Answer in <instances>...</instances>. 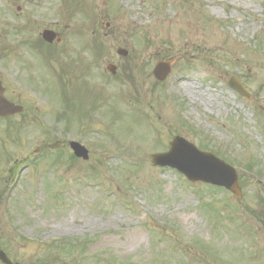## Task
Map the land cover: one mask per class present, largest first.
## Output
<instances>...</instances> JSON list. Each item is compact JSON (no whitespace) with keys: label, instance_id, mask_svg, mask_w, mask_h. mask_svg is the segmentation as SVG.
Instances as JSON below:
<instances>
[{"label":"rangeland","instance_id":"rangeland-1","mask_svg":"<svg viewBox=\"0 0 264 264\" xmlns=\"http://www.w3.org/2000/svg\"><path fill=\"white\" fill-rule=\"evenodd\" d=\"M0 80L25 107L0 117L10 258L264 264V0H0ZM177 136L236 167L242 196L153 165Z\"/></svg>","mask_w":264,"mask_h":264},{"label":"water","instance_id":"water-1","mask_svg":"<svg viewBox=\"0 0 264 264\" xmlns=\"http://www.w3.org/2000/svg\"><path fill=\"white\" fill-rule=\"evenodd\" d=\"M44 37L45 39L52 40L53 33L45 31ZM168 67L167 64L157 65L156 73L160 78H163L166 74L165 72L168 70ZM232 85L241 93H245L251 97L243 85L236 81L232 82ZM22 109L21 106L14 105L6 98L4 88L0 83V115L6 117L7 115L22 111ZM71 147L75 149V153L78 156L87 157V149L85 147H81L76 142H72ZM153 161L158 165H171L177 168L186 174L191 181H206L220 185L226 184L234 193H237L239 196L241 195L239 184L237 183V174L232 167L217 158L214 154L198 150L193 143L189 144L181 137H177L172 141L170 152L154 155ZM228 170L234 173L235 176L230 179H227V177L224 179ZM0 258L10 263L2 251H0Z\"/></svg>","mask_w":264,"mask_h":264},{"label":"flooded vegetation","instance_id":"flooded-vegetation-1","mask_svg":"<svg viewBox=\"0 0 264 264\" xmlns=\"http://www.w3.org/2000/svg\"><path fill=\"white\" fill-rule=\"evenodd\" d=\"M2 241H3V239H2ZM0 243H1V240H0ZM1 248H3L4 249V247L3 246H1ZM5 250V249H4ZM0 264H6V263H4L2 260L0 261Z\"/></svg>","mask_w":264,"mask_h":264}]
</instances>
